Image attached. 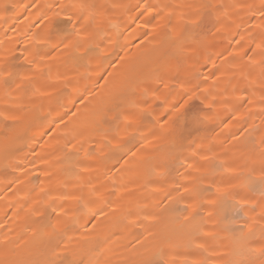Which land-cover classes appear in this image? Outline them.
<instances>
[{
	"label": "bare ground",
	"instance_id": "obj_1",
	"mask_svg": "<svg viewBox=\"0 0 264 264\" xmlns=\"http://www.w3.org/2000/svg\"><path fill=\"white\" fill-rule=\"evenodd\" d=\"M0 264H264V0H0Z\"/></svg>",
	"mask_w": 264,
	"mask_h": 264
}]
</instances>
